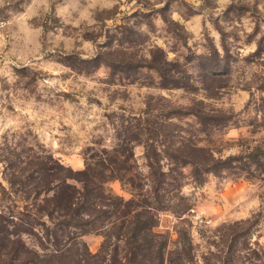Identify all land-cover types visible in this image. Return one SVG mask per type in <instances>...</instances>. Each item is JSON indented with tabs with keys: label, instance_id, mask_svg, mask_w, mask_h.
<instances>
[{
	"label": "rangeland",
	"instance_id": "obj_1",
	"mask_svg": "<svg viewBox=\"0 0 264 264\" xmlns=\"http://www.w3.org/2000/svg\"><path fill=\"white\" fill-rule=\"evenodd\" d=\"M149 155L165 173L177 155L210 170L179 165L176 187L152 196ZM48 164L165 204L152 228L164 264H264V0H0V221L25 247L15 263L74 264L77 251L105 264L113 216L110 231L66 228L68 251L47 255L26 211L41 196L26 191Z\"/></svg>",
	"mask_w": 264,
	"mask_h": 264
},
{
	"label": "trees",
	"instance_id": "obj_2",
	"mask_svg": "<svg viewBox=\"0 0 264 264\" xmlns=\"http://www.w3.org/2000/svg\"><path fill=\"white\" fill-rule=\"evenodd\" d=\"M148 157L151 178L153 177V185L149 191L152 196L157 195V185L159 187L163 183L172 184V186L174 184L177 185L178 179L172 174V171L174 172L179 165H182V167L186 164L190 165L195 176L210 170L207 168L205 161L189 159L186 155H177L173 159L172 171L165 173L161 170L159 161L154 159L152 155ZM58 167L69 171V173L58 175L55 179L53 173H51L54 167L48 164V166L43 167L42 183L35 185L29 192L26 191L27 195L32 193L35 198L41 196L38 202L33 203V211H26L32 214L34 218L42 219L44 236L53 240L55 248L47 254L50 258L54 254L62 255V253L68 251L69 246H67L68 243L66 242L60 248H57L66 228H78L80 232L84 233L96 226L95 222L98 221L97 228L104 226L105 229L107 228L110 231L111 227H113L114 230H111L106 235V239H109L112 235L116 240L112 247L108 248L109 254H107V262L105 264H164L163 248L165 241L161 240L152 245V237L154 235L152 228L157 223V214L154 211L168 209L165 204L160 201H155L156 205H151V202L137 204V202H133V199L123 201L119 197L105 196V191L103 190L105 179L102 178L95 183L93 172L91 173L92 168L87 167L84 170L72 172L70 168H65L61 165H58ZM111 169L108 168L109 175L113 174ZM122 169L124 171L129 170L125 167H122ZM99 176L102 177V172L101 174L99 173ZM168 176H171L173 180L172 178L169 181L168 179L166 180ZM118 177L121 179L120 175ZM107 179H111V177ZM73 180L76 181L74 182ZM128 180L134 184L131 176ZM105 197L107 198L105 199ZM101 198L103 199L101 200ZM180 199L182 198L180 197ZM181 205L182 208L171 209L172 212L179 215L189 207L184 200L181 201ZM112 216L116 217L115 220L119 218L120 220L117 225L110 227L108 224L113 221H109V218ZM126 216H129V219L126 220ZM254 220H250V226H252ZM249 224L242 226L240 231L232 229L228 239L234 241L236 237L248 232L250 229ZM119 242H121V252L118 251ZM23 247L19 237H13L10 232L7 233L3 222L0 221V264H16L18 256L22 254ZM85 257L82 253L76 251L74 264L85 263ZM240 264H244L243 261Z\"/></svg>",
	"mask_w": 264,
	"mask_h": 264
}]
</instances>
